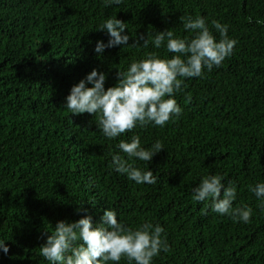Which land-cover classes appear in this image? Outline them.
<instances>
[{
	"label": "trees",
	"instance_id": "obj_1",
	"mask_svg": "<svg viewBox=\"0 0 264 264\" xmlns=\"http://www.w3.org/2000/svg\"><path fill=\"white\" fill-rule=\"evenodd\" d=\"M188 15L207 18L209 26L228 24L239 43L219 68L185 81L175 97L183 109L178 120L110 141L94 115L72 116L63 108L71 88L93 69L107 75V90L133 60L174 55L151 45L97 54L96 42L109 39L97 32L105 19L127 23L132 45L149 32L190 36L180 19ZM258 20L264 0H124L112 7L103 0H0V239L10 249L0 252V264H47L39 249L58 222L91 215L98 226L110 208L130 227L151 221L166 229L170 251L154 264H264V209L249 190L264 182V24ZM133 134L146 148L164 144L149 164L137 161L158 177L155 185H138L109 167L120 139ZM208 174L237 186L233 206L251 207V223L212 212L211 199L193 201L191 189Z\"/></svg>",
	"mask_w": 264,
	"mask_h": 264
},
{
	"label": "clouds",
	"instance_id": "obj_2",
	"mask_svg": "<svg viewBox=\"0 0 264 264\" xmlns=\"http://www.w3.org/2000/svg\"><path fill=\"white\" fill-rule=\"evenodd\" d=\"M122 3L124 0H103L105 7ZM180 19L183 30L190 36H177L171 29L154 35L149 32L147 38L141 35L132 45H129L131 37L125 34L127 23L116 16L105 19L97 32H105L109 39L107 43L103 40L96 42L97 54L102 55L107 49L120 46L147 49L151 45L155 49L164 47L167 53L174 55L161 58L156 52H151L144 58L133 60L125 71H119L116 86L107 90V75L93 69L71 88L63 108L72 116L94 115L99 131L110 141L137 128H162L178 120L183 109L175 97L184 91L185 81L202 78L205 72L219 68L233 55L239 43L229 37L228 24L212 20L209 26L207 18L200 15L182 16ZM249 22H252L251 17ZM257 23L264 24V20ZM212 29L219 34V39ZM116 148L119 152L112 154L109 165L116 173L126 175L129 181L138 185H155L158 182V177L149 168L139 167L137 161L149 164L155 155L165 150L161 140L146 148L142 146L141 136L133 134L128 140L120 139ZM224 181L225 177L220 174L203 176L198 186L191 189L193 201L203 203L211 199L212 212L228 217L234 223H251L253 209L234 207L237 186ZM249 190L260 202L259 207L264 209V182L250 185ZM102 220L98 226L94 225L91 215L77 222H58L39 249L40 256L47 264H120L122 260L128 264H154V258L170 251L166 229L158 223L145 221L133 228L118 218V213L112 208L104 211ZM9 251L6 240L0 239V252L8 254Z\"/></svg>",
	"mask_w": 264,
	"mask_h": 264
}]
</instances>
